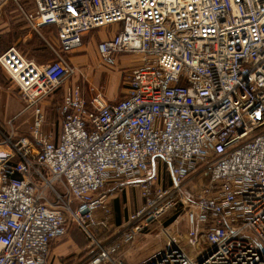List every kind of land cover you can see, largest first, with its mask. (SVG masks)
<instances>
[{"label": "built area", "instance_id": "obj_1", "mask_svg": "<svg viewBox=\"0 0 264 264\" xmlns=\"http://www.w3.org/2000/svg\"><path fill=\"white\" fill-rule=\"evenodd\" d=\"M8 1L29 29L55 27L57 47L46 42V65L13 46L0 53L31 112L29 137L0 131V264H47L70 223L90 236L109 220L108 185L137 189L142 203L118 238L94 240L88 264H123V245L176 213L184 232L160 229L162 244L140 264H264V0H31L29 10L0 0V9ZM110 26L96 52L108 67L133 57L123 97L86 99L72 83L57 135H45L40 101L76 73L63 54ZM161 167L168 185L156 183Z\"/></svg>", "mask_w": 264, "mask_h": 264}, {"label": "rangeland", "instance_id": "obj_2", "mask_svg": "<svg viewBox=\"0 0 264 264\" xmlns=\"http://www.w3.org/2000/svg\"><path fill=\"white\" fill-rule=\"evenodd\" d=\"M20 5L25 9H30L31 0H21ZM11 13V14H10ZM5 15V16H4ZM18 12H16V6L12 1H8L3 8L0 9V52L8 47L14 46L21 48V50H26V53L32 55H38L41 57L42 62H47L52 55L49 50L48 44H46V39L49 34L45 30H38L37 32L29 29L21 18L17 17ZM42 29V28H41ZM49 29V28H48ZM104 28L93 30L86 35L103 32ZM52 32V28H51ZM53 32L51 36H53ZM50 36V37H51ZM86 37V36H85ZM93 41L83 40L81 38V46L72 51L70 54L64 53L63 56L68 58L72 66L75 67L76 73L66 79L61 85L49 96L40 101V109L44 116V124L41 128V132L45 135H49L54 138L59 129L60 115L58 112V106L60 103V98L63 90L72 83H77L86 99L94 96L96 92H100L105 100L113 102L120 100L126 89L127 76L130 69L135 65L133 57L130 55H122L121 63H118L112 68L102 66L97 60L99 58L95 57L94 44ZM52 46V45H51ZM53 56V55H52ZM119 58V57H118ZM24 104L19 96L17 87L11 81V79L0 69V131L6 135H10L12 139H18L22 137H29V126L31 120V112L29 110L21 112L23 110ZM160 171L157 172V184L161 186L168 185V176H166L164 168L161 167ZM47 177V175H46ZM40 187L41 182L37 183ZM55 188L62 193L63 189L56 185ZM107 189V186L104 187ZM123 190V189H122ZM121 191L115 190L116 193H122ZM128 195L118 196L117 202H114L113 194L108 196L106 203L110 209V214L108 219L115 221L116 218L122 219L127 216L132 210L135 211L140 207L142 199L140 198L137 189H127ZM48 199H52L51 192L45 193ZM101 216V215H100ZM181 216L176 214H169L157 222L153 223L148 232H143L142 235L148 234L149 239L153 245H157L160 239L163 237L160 229L164 226H168L169 223L173 222L170 229L177 230L178 232H184V226L181 220ZM125 219L124 222H126ZM67 232L61 238L53 241L49 247L51 249L54 245L63 244L67 236L75 239L84 247H79L76 249L80 251L78 254L73 253L69 247L65 248L58 253L61 257L58 258L59 264H75L77 263V258H81L84 255V251L91 254L96 250L94 248L95 236H100L101 240H110L120 236V230H117L115 236H111L107 230L103 232H97L94 228L88 227L87 230L90 236L87 235L82 229L77 227L75 224L70 223ZM138 236V239L142 237ZM99 237V238H100ZM144 237V236H143ZM151 237V238H150ZM73 241V240H72ZM70 246V245H69ZM186 253L191 254L193 249L190 247H185ZM51 255H49V263L51 264ZM76 258V259H75Z\"/></svg>", "mask_w": 264, "mask_h": 264}, {"label": "crops", "instance_id": "obj_3", "mask_svg": "<svg viewBox=\"0 0 264 264\" xmlns=\"http://www.w3.org/2000/svg\"><path fill=\"white\" fill-rule=\"evenodd\" d=\"M18 16L19 15H17V17ZM18 18H20V17H18ZM51 28H52V32L54 33L53 36H51V33H52L51 32ZM40 30H45L46 33L49 34V37H47L46 39L44 38V40H46V42L49 45H52V47H57V39H56V29H55V27H52V26H50V27H43ZM116 30H117V27L110 26V27L104 28L103 29V32H96V33H92V34H89V35H86L87 33H85V34L82 35V39L83 40H88L89 42L90 41H93V42L96 41V43L94 44V51H95V57L98 58V55H97V52H96V45L99 42H101L102 40H106V39L110 38L114 34V32ZM15 48L18 50V52L25 59L30 60L33 63L37 64V65H46V64L51 63L54 60V57L51 55V57L46 60L47 62H42L40 60L41 57H39L38 55L28 54V53H26V50H21L20 47L19 48L15 47ZM63 58L70 65H72V63H70V61L68 60V58H65L64 56H63ZM97 61L100 63L99 60H97ZM118 61L121 63V56H119V58L116 59V64L118 63ZM101 65L102 66H105L103 64H101ZM105 67H108V66H105ZM109 68H112V67H109ZM103 99H104V97H103ZM104 101L106 103H111L110 101H107L105 99H104ZM127 189H131V188H124L122 190V193H116V192H114L116 189L114 187L108 185L107 186V189H105V192L106 193L112 192V194H113L112 196H113V199H114L113 203H114V202H117V199L116 198L118 196L124 195L126 197L128 195L129 192H128ZM130 191H132V189ZM132 212H133V210L127 214V216L125 217V219H127V217ZM94 217L97 220L101 219L100 218L101 217L100 216V213L98 211H95ZM125 219L124 218H122V219L116 218L115 221H113L112 219L109 218L108 222L105 225H103L101 227L100 226H93L90 229H93L94 228L97 232L99 231L101 233L103 232V230L104 231L107 230L110 233L111 236H115L117 230H120L121 227L123 226V224L125 223L124 222ZM181 220H182V223H183V219H181ZM172 223L173 222L169 223L168 226H164L163 228H165L168 232L169 231H173L172 229H170V226L172 225ZM183 226H184V224H183ZM141 235H142V233L139 234V235H137L132 242L123 245L122 248L119 250L118 253L122 257L123 264H140L143 260H145L147 257H149L152 253H154L160 247V245L162 244V241H163L162 238L163 237L160 239L159 243L155 246L151 242L152 239H149L148 234H144V235H142L141 238L138 239V236H141ZM99 237L100 236H97V235L95 236L97 242H99V243H105L106 242V240L100 241L101 240V237L100 238ZM63 244L65 245V248L69 247V249H71V251H73V253L76 252V249L78 248V246L79 247H84V245L80 244L78 241L75 242V239H73L70 236L69 237L67 236L66 240L63 241ZM63 244H58V245H54L53 246V248L51 249V253H50V251L48 253L47 264H50L49 263V255H51V258H50L51 261H52L51 264H59L60 263V261L58 260V258H60L61 256L58 255V253L61 252L64 249V246H62ZM79 252L80 251L77 250V253H75V254H78ZM89 259H90V251L89 252L84 251V255L81 258H77L78 261L75 264H88Z\"/></svg>", "mask_w": 264, "mask_h": 264}, {"label": "trees", "instance_id": "obj_4", "mask_svg": "<svg viewBox=\"0 0 264 264\" xmlns=\"http://www.w3.org/2000/svg\"><path fill=\"white\" fill-rule=\"evenodd\" d=\"M50 27V26H49ZM53 27V26H52ZM69 226H71L70 224H69ZM68 229V228H67Z\"/></svg>", "mask_w": 264, "mask_h": 264}]
</instances>
